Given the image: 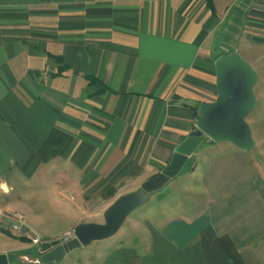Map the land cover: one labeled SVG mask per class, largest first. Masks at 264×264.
Instances as JSON below:
<instances>
[{
    "label": "crops",
    "instance_id": "0c3cea01",
    "mask_svg": "<svg viewBox=\"0 0 264 264\" xmlns=\"http://www.w3.org/2000/svg\"><path fill=\"white\" fill-rule=\"evenodd\" d=\"M239 1L213 0V13L206 0H0V214L55 239L52 215L76 227L104 213L92 198L109 183L169 163L200 103L217 98L220 33ZM242 13L245 33L262 35L264 0ZM206 213L173 211L151 239L102 249L101 264H264L263 225L231 228L229 207ZM0 236L8 264H45L30 239Z\"/></svg>",
    "mask_w": 264,
    "mask_h": 264
},
{
    "label": "rangeland",
    "instance_id": "374dc122",
    "mask_svg": "<svg viewBox=\"0 0 264 264\" xmlns=\"http://www.w3.org/2000/svg\"><path fill=\"white\" fill-rule=\"evenodd\" d=\"M247 2L248 0H240L235 5H231V15L235 18L229 22L225 33H220V42L222 40L223 42L219 50L220 53L235 50L245 59L247 53L261 57V60L259 59L260 61L255 63L246 59L258 74V81L254 87L257 97L256 107L246 117L252 128L255 145L249 151H245L237 148L231 142L211 145V139L205 137L189 157L181 172L171 178L162 188L153 192L143 205L133 210L113 236L102 240H93L88 245L77 247L68 252L64 260L53 261L52 264H62V261L63 264H101L100 251L102 249L113 247L125 240L134 239L142 243L144 239H151L152 235L154 237V234L159 232L162 223L173 211H189L188 216L194 218L204 214L208 215L206 213L208 209L215 206L225 207V209L229 207L230 210L236 209L235 216L239 221L236 226L233 224L231 228L244 231L248 225L257 226L259 223L264 226V33L253 35L252 39L245 33L246 18L242 11ZM240 12L243 16L239 15ZM231 15L229 19H231ZM164 167L141 173L140 179L118 180L109 183L103 190L107 191L105 194L102 193L99 197L92 198L93 205L101 208L105 202H108L109 206L115 198L111 197L112 194L119 196L138 189L146 179L158 174ZM4 215L0 214V229L9 238L19 239L21 234L34 235L13 228L12 224L11 226L5 224L2 218ZM52 217L53 220L48 225L53 226L50 232L57 234L56 238H61L76 228L64 231V227L67 226V221L70 219L69 215H52ZM85 220L102 223L104 222V213L100 210L98 213L84 214L80 222L83 223ZM145 228L149 229V233ZM26 232H30V230L28 229ZM36 232L39 233V238L42 241L47 240L42 239L41 231ZM147 233L148 235H146ZM29 239L31 240L30 237ZM156 239L159 241L160 236ZM0 240H2L1 236ZM32 244L35 246H30L28 254L35 256V251L39 249L40 243L32 242ZM140 250L143 253L144 246L141 245ZM10 261L11 264L14 263L13 257L10 258ZM17 264L21 263L17 261Z\"/></svg>",
    "mask_w": 264,
    "mask_h": 264
},
{
    "label": "water",
    "instance_id": "95a60500",
    "mask_svg": "<svg viewBox=\"0 0 264 264\" xmlns=\"http://www.w3.org/2000/svg\"><path fill=\"white\" fill-rule=\"evenodd\" d=\"M214 66L217 98L200 103V115L195 121V129L177 144L170 162L161 172L146 179L138 189L117 196L105 209L104 222L78 224L74 237L69 240L61 237L40 242L38 255L43 263L61 261L77 247L113 236L133 210L143 205L153 192L181 172L205 137L214 142L229 141L245 151L252 149L255 138L246 117L256 107L254 87L258 74L237 51L222 53L215 59ZM9 221L20 226L22 232L28 230V226L20 221ZM0 264H8L7 253L0 252Z\"/></svg>",
    "mask_w": 264,
    "mask_h": 264
},
{
    "label": "built area",
    "instance_id": "2783aa9c",
    "mask_svg": "<svg viewBox=\"0 0 264 264\" xmlns=\"http://www.w3.org/2000/svg\"><path fill=\"white\" fill-rule=\"evenodd\" d=\"M4 217L8 220L13 219V220L20 221L23 224L24 216L21 213H18V212L8 213V214H5ZM11 224H12L13 228L20 229V226L13 224V223H11ZM74 230L67 232L62 238H64L65 240H69V239L73 238L74 237ZM29 237L31 238V241L34 242L35 244H39L42 241L39 238V236H37V235H30ZM36 262L41 263L42 261H41V259H37Z\"/></svg>",
    "mask_w": 264,
    "mask_h": 264
},
{
    "label": "trees",
    "instance_id": "16d2710c",
    "mask_svg": "<svg viewBox=\"0 0 264 264\" xmlns=\"http://www.w3.org/2000/svg\"><path fill=\"white\" fill-rule=\"evenodd\" d=\"M207 5L211 8L212 12L214 13V6H213V0H206ZM87 78L90 80L91 83L97 82V83H102L100 80H98L96 77L94 76H87ZM210 142H213V140H210ZM19 239H21L22 241H29V237L27 238L26 235L21 234L19 236Z\"/></svg>",
    "mask_w": 264,
    "mask_h": 264
},
{
    "label": "clouds",
    "instance_id": "9594fccd",
    "mask_svg": "<svg viewBox=\"0 0 264 264\" xmlns=\"http://www.w3.org/2000/svg\"><path fill=\"white\" fill-rule=\"evenodd\" d=\"M0 187H3L5 192H7V191H8V189H7V187H6V186H0Z\"/></svg>",
    "mask_w": 264,
    "mask_h": 264
}]
</instances>
